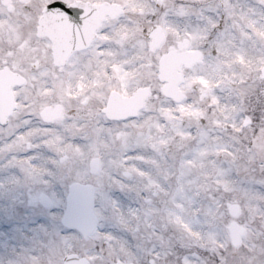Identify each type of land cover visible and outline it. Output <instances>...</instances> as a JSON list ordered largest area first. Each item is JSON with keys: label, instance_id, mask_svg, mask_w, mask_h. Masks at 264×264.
Returning <instances> with one entry per match:
<instances>
[{"label": "snow or ice", "instance_id": "6c2138e0", "mask_svg": "<svg viewBox=\"0 0 264 264\" xmlns=\"http://www.w3.org/2000/svg\"><path fill=\"white\" fill-rule=\"evenodd\" d=\"M96 3L16 0L15 10L40 27L50 47L62 34L71 55L57 65L61 75L85 73L81 58H95L118 64L115 71L122 76L139 69L161 77L157 82L163 86L147 90L152 107L135 115L114 118L107 108L94 116L85 112L75 123L90 132L69 135L29 111L20 127L0 137V196L11 201L21 186H37L56 205L53 212L65 209L69 225L52 242L3 245L0 264H264V160L258 159L264 153V0H133L123 7L140 9L138 25L125 15L102 19ZM6 6L11 9L10 0H0V12ZM121 24L139 35L117 32ZM237 29L250 38L241 47L255 46L257 53L249 73L223 68V61L236 59ZM162 36L169 59L190 61L181 65L182 78H162L159 48L143 58ZM34 71L48 79L38 63ZM206 77L208 87L192 82ZM7 128L0 122V130ZM33 130L36 135L23 150H13ZM161 161L168 165L164 179L174 177V187H169L168 207L158 209L160 182L142 180L138 191L132 186L137 173L143 178L145 169ZM181 206L195 213L185 231L153 222V212L161 210L169 224L172 217L179 223ZM220 217L240 224V238L225 239ZM189 225L193 234L186 231Z\"/></svg>", "mask_w": 264, "mask_h": 264}, {"label": "rangeland", "instance_id": "374dc122", "mask_svg": "<svg viewBox=\"0 0 264 264\" xmlns=\"http://www.w3.org/2000/svg\"><path fill=\"white\" fill-rule=\"evenodd\" d=\"M122 5H132L133 0H114ZM124 14L127 16V19L135 24H139V17L136 15L140 9L137 7H124ZM127 30L130 35L138 36L139 33H133L132 29L129 28L128 24H121L117 29V32H122ZM108 39H111L109 37ZM250 39L246 34H244L240 29H237L236 35L233 41V47L238 48V51L234 54L236 59L233 61L231 58L226 59L223 61V68L227 70V73H236L239 74L240 72L249 73L250 69L254 66L255 58H257V53L254 51L255 46L251 49H245L241 47V44ZM166 46V39L163 45L159 48L161 55L164 53V48ZM160 55V56H161ZM151 51L145 52L143 54L144 59H150ZM93 65L94 68L93 72L95 74H100L101 78H89L91 76V72L88 70L85 73H82L83 76H80V80H74L71 83V90L75 91L78 89L81 92V97L77 99L78 102H75V109L71 110L70 113L63 117L61 121L55 122L53 124H59L63 126L69 135H76L81 132H90L86 125H80L79 128L76 127L77 120L85 119V112L88 115L94 116L96 115L95 111H84L82 108H77V104H81L85 97H90L91 101H95L94 104L99 105V99L102 98L101 89L103 90V94L107 95L110 89L114 90L116 87L119 92L123 95H130L137 87L142 86H151L152 88L162 87L157 81L159 77L154 78L152 74L142 72L139 69H134L128 76H122L121 74L117 73L115 69L119 66L118 64H108L106 61H98L95 58ZM106 67H111L113 69L112 74L105 72ZM99 82H96L98 81ZM77 81V82H75ZM106 81V83H103ZM77 83V88L74 86L73 83ZM193 83L199 84L201 87H208L211 84V78H196L192 81ZM51 84V87H46V84ZM70 83V80L66 82V86ZM60 82L56 80L50 79H41L36 85L28 84L25 87H19L16 89V97L18 98V106L14 116L11 119V122L8 125L6 130H0V137L7 136L10 132L15 130L17 127L21 126V118L23 115L29 111L38 115V110L48 103V98L52 95V99L58 100L62 97ZM95 86V87H94ZM75 88V89H74ZM184 89V88H182ZM185 90V89H184ZM186 92V90H185ZM72 94V93H70ZM190 94V93H189ZM95 100H93V98ZM152 105L147 103L146 108H150ZM98 112L100 113L99 107ZM74 113V115H73ZM71 118V123H66V121ZM139 126L134 127V131L138 130ZM36 135L35 130L32 133L25 134L23 141H18L16 144L13 145V150L15 151H22L24 148V142L27 141L30 137ZM101 146L104 145L103 141L98 142ZM135 143L134 137L129 138V144ZM76 145H73L71 150L75 151ZM109 151L116 150L114 147H110ZM81 153L87 155L85 150L81 148ZM175 154V149L173 150L170 155ZM83 162V161H81ZM168 165L164 164L162 161L159 162V167L155 165L150 169H145L143 173V178L139 176V173L136 174L137 183H135L132 187L133 190H139L142 186V180L153 179L154 181L161 183V194L157 201V208L163 209L168 207L166 205V198L168 195L169 187H174V177L169 176L167 180L164 179L165 171L164 169L167 168ZM40 171H43L42 169ZM58 193H60L63 198L65 199L64 189L62 185H57L55 189ZM42 191H45L37 186H21L20 190L16 193V195L10 201L3 196H0V250H2V246L7 244L10 246H15L17 248L25 247L33 242H41L46 237L53 236L56 232H59L61 236L64 233L63 230L57 229L58 219L61 215L60 208L58 211L53 212L52 208L56 207V205H52L50 211H44L40 204L36 205L33 203V197L37 198ZM118 198V197H117ZM236 199H241L239 193L235 194ZM183 209L184 207L181 206ZM187 209V208H186ZM161 210L157 212H153V222L159 224L160 218L165 219L161 223L168 224L170 228L176 229L177 231H185L184 225L188 223V220L191 219L195 213L186 210V213L183 211V215L180 216L179 223L176 222L175 217H172V222L169 224V218L167 217L166 213L163 212L161 214ZM160 216H159V215ZM179 214V213H178ZM6 215H10V221H6ZM33 217V219H32ZM219 222L223 224L226 228L229 223H225L226 218L220 217L218 218ZM6 221V222H5ZM4 222V223H3ZM10 224V225H9ZM9 225V226H7ZM189 234L194 233V229H190L189 227L186 229ZM56 235V236H57ZM225 239L230 240V236L225 229ZM46 240V239H45ZM46 241V242H52Z\"/></svg>", "mask_w": 264, "mask_h": 264}, {"label": "flooded vegetation", "instance_id": "af4514ba", "mask_svg": "<svg viewBox=\"0 0 264 264\" xmlns=\"http://www.w3.org/2000/svg\"><path fill=\"white\" fill-rule=\"evenodd\" d=\"M10 5L11 9L6 6L0 12V36L5 35L6 39H10L7 43L8 48L13 49L10 53L11 67L25 72L34 70V65L38 63L42 70H57L51 47L34 33L35 25L15 10L16 0H10Z\"/></svg>", "mask_w": 264, "mask_h": 264}, {"label": "clouds", "instance_id": "9594fccd", "mask_svg": "<svg viewBox=\"0 0 264 264\" xmlns=\"http://www.w3.org/2000/svg\"><path fill=\"white\" fill-rule=\"evenodd\" d=\"M260 158H261V159H264V153H262V154L260 155Z\"/></svg>", "mask_w": 264, "mask_h": 264}]
</instances>
